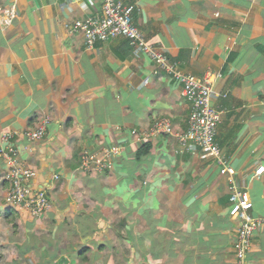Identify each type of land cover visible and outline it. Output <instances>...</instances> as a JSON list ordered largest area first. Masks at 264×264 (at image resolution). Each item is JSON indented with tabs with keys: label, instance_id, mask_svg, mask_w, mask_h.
Wrapping results in <instances>:
<instances>
[{
	"label": "crops",
	"instance_id": "1",
	"mask_svg": "<svg viewBox=\"0 0 264 264\" xmlns=\"http://www.w3.org/2000/svg\"><path fill=\"white\" fill-rule=\"evenodd\" d=\"M123 1L136 6L146 40L183 73L214 76L216 141L264 219V0ZM8 8L15 15L5 24ZM101 11V0H0V148L18 149L38 172L33 183L51 194L50 212L64 220L97 205L99 220L117 215L137 242L150 238L154 264H235L232 183L219 162L177 137L191 108L183 84L125 37L88 48L72 25ZM160 120L173 133L155 131ZM43 121L42 139L24 137ZM113 144L120 151L110 168L82 171L85 151ZM5 167L0 158V215L8 212ZM248 257L264 264V227Z\"/></svg>",
	"mask_w": 264,
	"mask_h": 264
},
{
	"label": "built area",
	"instance_id": "2",
	"mask_svg": "<svg viewBox=\"0 0 264 264\" xmlns=\"http://www.w3.org/2000/svg\"><path fill=\"white\" fill-rule=\"evenodd\" d=\"M101 2V13L76 20L72 25V31L84 35L88 48H92L97 42L125 37L137 51L149 56L158 67L183 84V93L191 108L188 128L177 134L178 140L185 149L199 147L202 159L216 160L221 164V171L228 175L232 183L229 212L232 217L239 220L234 242L235 264H248L252 239L258 230L263 229L264 219L253 212V201L247 197L246 192L237 182L236 169L227 162L216 141L222 111L213 105L214 76L208 73L199 78L183 73L179 64L172 61L165 51L149 43L134 21L135 5L123 0H101ZM4 15L6 18L3 22L8 24L9 19L15 15V11L13 8L5 9ZM46 128L47 123L43 121L37 128L27 129L23 135L29 141H37L44 137ZM155 128L158 132L173 133L169 120H160ZM14 137L15 134L12 132L5 133L3 136L6 142H10ZM119 151L120 146L102 148L98 152L85 151L81 156L80 166L85 171H102L111 165L113 157ZM0 157L4 158L8 165L5 178L10 188L7 193L6 207L15 211L19 208L29 209L35 216L46 212L51 206V199L44 187L33 183L37 176L36 170L20 162L19 151L13 145L1 147ZM262 173H264V165L257 168V174ZM55 178H58V175H55Z\"/></svg>",
	"mask_w": 264,
	"mask_h": 264
},
{
	"label": "rangeland",
	"instance_id": "3",
	"mask_svg": "<svg viewBox=\"0 0 264 264\" xmlns=\"http://www.w3.org/2000/svg\"><path fill=\"white\" fill-rule=\"evenodd\" d=\"M5 165L7 174L6 162ZM47 194L51 206L39 216L25 208L16 210L11 218L0 215V264H154L152 241L143 238L137 242V238L130 236L135 231L124 228V219L115 215L113 221L99 220L96 205L87 206L88 217L84 213L72 217L69 212L68 218L72 220H64L63 215L50 212L52 198ZM4 201L5 206L7 196Z\"/></svg>",
	"mask_w": 264,
	"mask_h": 264
},
{
	"label": "trees",
	"instance_id": "4",
	"mask_svg": "<svg viewBox=\"0 0 264 264\" xmlns=\"http://www.w3.org/2000/svg\"><path fill=\"white\" fill-rule=\"evenodd\" d=\"M149 148H150V144H145L142 146L141 149H143V152H148ZM16 214H17V212L15 210L8 209V212L4 216L6 218H11V217H14V215H16ZM71 256H72V254H71Z\"/></svg>",
	"mask_w": 264,
	"mask_h": 264
}]
</instances>
